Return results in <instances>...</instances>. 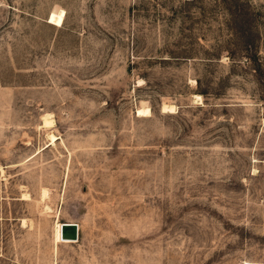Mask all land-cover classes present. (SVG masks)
I'll use <instances>...</instances> for the list:
<instances>
[{"label": "rangeland", "instance_id": "374dc122", "mask_svg": "<svg viewBox=\"0 0 264 264\" xmlns=\"http://www.w3.org/2000/svg\"><path fill=\"white\" fill-rule=\"evenodd\" d=\"M0 264H264V0H0Z\"/></svg>", "mask_w": 264, "mask_h": 264}, {"label": "bare ground", "instance_id": "6f19581e", "mask_svg": "<svg viewBox=\"0 0 264 264\" xmlns=\"http://www.w3.org/2000/svg\"><path fill=\"white\" fill-rule=\"evenodd\" d=\"M195 100L196 101H201V96H199V95H195ZM162 112H169V113H171V112H173L174 110H175V108L173 107V106H166V104H165V106H162ZM150 113H151V110H150V108L148 107V106H142V107H140V108H138L137 109V112H136V116L137 117H148V115L150 116ZM53 126V123H52V120H50L48 117H44V119H43V127H46V128H51ZM48 140H49V143L51 144V145H54V143H55V140H57V138L53 135V134H49L48 135ZM47 191L46 190H44V191H42V199H45L46 197H47ZM27 196H28V194H27ZM26 198V195H23V199H25ZM39 202V201H38ZM46 209H48V208H46ZM61 226H62V224H59V223H57V225H56V230H55V243L57 244V243H71V242H75V241H66V240H62L61 239Z\"/></svg>", "mask_w": 264, "mask_h": 264}, {"label": "water", "instance_id": "95a60500", "mask_svg": "<svg viewBox=\"0 0 264 264\" xmlns=\"http://www.w3.org/2000/svg\"><path fill=\"white\" fill-rule=\"evenodd\" d=\"M61 239L66 241H76L78 239V226L75 223H62Z\"/></svg>", "mask_w": 264, "mask_h": 264}]
</instances>
